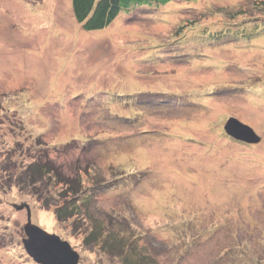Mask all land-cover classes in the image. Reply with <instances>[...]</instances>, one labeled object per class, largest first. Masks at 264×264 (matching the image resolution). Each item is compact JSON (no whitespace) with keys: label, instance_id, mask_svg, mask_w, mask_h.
<instances>
[{"label":"rangeland","instance_id":"rangeland-1","mask_svg":"<svg viewBox=\"0 0 264 264\" xmlns=\"http://www.w3.org/2000/svg\"><path fill=\"white\" fill-rule=\"evenodd\" d=\"M257 2L177 0L86 32L70 0H0V264H37L21 205L77 264H127L133 246L153 264H264V32L206 35L240 10L241 26L263 24ZM229 117L261 141L229 137ZM39 156L83 182L75 217L56 218L54 181L42 200L16 185ZM98 224L123 247L92 240Z\"/></svg>","mask_w":264,"mask_h":264},{"label":"trees","instance_id":"trees-1","mask_svg":"<svg viewBox=\"0 0 264 264\" xmlns=\"http://www.w3.org/2000/svg\"><path fill=\"white\" fill-rule=\"evenodd\" d=\"M177 0H70L71 11L75 21L81 26V29L86 32L99 31L108 28L122 13H130L132 10L139 7L150 6H163ZM183 2H193L196 0H181ZM259 13L264 15V0H258L256 3ZM244 12L242 10L228 14V23H223V27L213 31H207L206 35L212 41L219 42L224 38L240 39V41H249L258 32H264V23L257 24L253 28H247L241 26L242 23L238 22V16H242ZM264 20V16L262 17ZM239 21H244L243 19ZM160 93H146L147 97H151L156 103L165 102V98H158ZM143 94L119 96L121 101L131 99L134 103H139V99ZM158 98V99H156ZM155 103V104H156ZM161 105V104H160ZM160 105L158 108L160 109ZM143 106V105H140ZM163 106V105H161ZM167 106V105H164ZM163 106V107H164ZM169 106V105H168ZM143 110L147 107L143 106ZM142 110V111H143ZM140 114H137V118ZM136 118V120H137ZM112 120L116 124H125L128 120L120 114H114ZM130 121V120H129ZM132 123V122H131ZM41 156L35 158L23 171L17 175L15 183L23 189H29L33 195H37L39 200H42V190L40 186L49 181H54L64 189L60 192L63 196V202L56 206L55 216L58 220L64 221L69 218H73L79 214L81 207L87 208L91 196L86 194L85 190H82V181L77 176L75 178H68L61 173V171L51 161H41ZM102 184H97L92 189ZM40 197V198H39ZM92 240L104 238V243L112 241L110 236L103 234L101 226L98 224L90 234ZM115 239V238H114ZM120 242V241H119ZM115 240L111 242L113 248L123 247L122 243ZM134 247V248H133ZM132 249L127 250V257L125 262L127 264H153L152 260L146 256H140L135 250V246ZM129 256V257H128Z\"/></svg>","mask_w":264,"mask_h":264},{"label":"water","instance_id":"water-1","mask_svg":"<svg viewBox=\"0 0 264 264\" xmlns=\"http://www.w3.org/2000/svg\"><path fill=\"white\" fill-rule=\"evenodd\" d=\"M224 132L231 138L246 144H257L260 137L248 125L234 117H229ZM18 210L26 209L27 221L23 226L26 238L22 240L27 255L37 264H77L79 256L71 246L57 235L49 234L31 222L28 205L16 206Z\"/></svg>","mask_w":264,"mask_h":264}]
</instances>
